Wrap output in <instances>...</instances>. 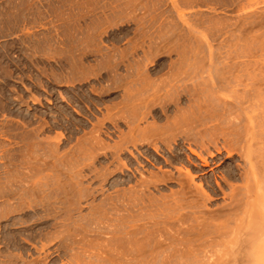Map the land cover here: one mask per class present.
Listing matches in <instances>:
<instances>
[{
	"label": "rangeland",
	"instance_id": "374dc122",
	"mask_svg": "<svg viewBox=\"0 0 264 264\" xmlns=\"http://www.w3.org/2000/svg\"><path fill=\"white\" fill-rule=\"evenodd\" d=\"M214 37L219 61L232 67L233 87L225 93L249 92L242 119L253 136L243 150L263 155L264 0H0V264H154L164 260L167 214L183 191L188 225L203 221L201 211L229 212L232 186L243 185L232 173L244 163L223 150L203 167L189 151L203 152L197 113L184 120L200 80L187 79V60L196 67L203 38ZM125 90L134 97L125 98ZM154 94L161 98L140 127L181 125L160 134L158 152L128 144L116 156L130 129L119 116ZM109 114L114 125L104 122ZM263 194L251 198L257 212L251 226L244 215L229 223L238 230L228 229L226 238L234 250L244 245L245 229L263 222Z\"/></svg>",
	"mask_w": 264,
	"mask_h": 264
},
{
	"label": "bare ground",
	"instance_id": "6f19581e",
	"mask_svg": "<svg viewBox=\"0 0 264 264\" xmlns=\"http://www.w3.org/2000/svg\"><path fill=\"white\" fill-rule=\"evenodd\" d=\"M214 38H216V39H214ZM214 38H212L213 41H210V38H209V40H208V38L207 39L203 38L204 40H202V46L199 48L200 52L197 53L198 56H197V58H195L196 61L194 60L196 62L195 64H197L196 67L194 66V62L191 61V59H192L191 57L188 58L187 64H186L187 71H186L185 74H186L187 79L192 78L193 75H197V77H199L200 80L198 81L197 89L195 90L197 92V93L195 92L196 95H198L197 96L198 100L196 102V106L191 104L192 105L191 106L192 111L190 110L189 114L186 115L184 120L192 121V119H194L192 117H195V115H196L195 113H197V119H198V122L200 123V126H201V129H200L201 131L199 132L200 133V136H199L200 137V143H201V146L203 148V150H202L203 152H199V153L196 150H194L193 148H191V147L189 148V151H190L191 154L197 156L201 160L203 167H209L211 165L210 158L212 160L215 159L217 157V155L222 154L223 150L227 153V155H228L227 157L228 158L236 159V157H237V159L242 161L244 163V165H243V167L238 165L237 171H234L232 173V175H233V177L241 180L243 185L242 186H232V196H231L232 200L231 201H233V202H230V203H233V204L230 205L231 208L229 207V209H230L229 212H227V213L219 212L221 210H224V209H221V208H220L221 210H219L217 212H213V211H215V210H213L212 214L208 213L209 211L206 212V211L199 210V211H201L202 217L204 219L202 218L203 221L200 219V223H197V222H199L198 218H200V217H198L196 219L197 222L195 223V225L193 223L191 225L187 224L188 219L191 217L192 213H190L189 211L187 212V209L184 208L185 207L184 205L186 204L185 203L186 201H183L184 205L181 204L182 200L183 199L185 200V197H186L187 193L184 194L185 191H183V194H181L182 196L181 197L179 196L180 198H177V197L175 198L174 197L175 199L173 200L172 197L177 194L176 193L175 195H172L175 192L174 191L171 194L172 197L170 198V199L173 200L174 206H172V208L169 207L171 209L168 208L169 209V212L167 214L168 218H167V220L165 219L166 220L165 223H166L168 231H167V233L164 231V233H166L165 238H164L165 239V241H164V243H165V245H164L165 247L164 248L165 249L163 251V252H165V254L163 256L164 260L162 258H159V259H162L163 261L160 262V260L158 259L159 261L155 263V260H156L155 259L154 262H153L154 264H264V219H263V222L261 223V225H259L257 227L247 228V229L243 228V230L244 229L246 230L245 231L246 239H245V242H243L244 245L240 244V247L238 249L234 250L233 248L235 246L234 247H231V246L229 247L230 241H228L226 239V238H228L227 237L228 235H229V237L231 236V232L232 231L230 232L228 229H231V227L229 226L230 225L229 223L233 220V217L234 218H235V216L241 217V216L244 215V217L246 218V221L248 220V224L251 226V224H253V221H254L253 219L255 218V216H257V214H256L257 212L255 210H253L255 207L253 208L254 204L251 203V198H252L253 195H255V193L261 194V192L262 193L264 192V154L262 155L260 153V154L254 156L252 154V152L246 151V149H245V151L243 150L244 148H246L245 147L246 143L253 136V133H251L247 129V127H245L246 125L243 124V119H242L244 117V115H246V107H244V105H245L246 102H248L250 100V97H248L249 96L248 95L249 92L248 93L244 92L238 98H237V96L234 97L232 95H229V94L225 93L229 89L231 90V87H233L232 83H233L234 79L231 77V73H232L231 72V70H232L231 68L232 67L226 62L222 63V62L219 61L220 58H221L220 57L221 54L219 55L218 51L215 50L214 45L212 44L218 38L217 37H214ZM227 39H228V37H227ZM226 42H227V40H226ZM218 62H220V63L218 64ZM232 63L234 64V62H232ZM144 72L140 71L139 74H141V75H143V74L146 75L147 74L146 78L149 77L148 76L149 72H147V73H144ZM145 75L141 76L140 78H142V77L145 78ZM194 78H195V76H194ZM107 89H109V88H107ZM126 89L129 90V88H126ZM125 92H127L126 93L127 95L124 94V95H126L125 98H127V97L130 98L131 96L134 97L133 93H131V91H126L125 90ZM134 95H136V97H139L137 94H134ZM192 96H194V95L190 94L187 97H192ZM129 98H127V99H129ZM160 98L157 97L156 94L151 95V97L149 96L148 98L146 97V99L145 98L144 99H142V98L140 99L139 98L140 99L139 100L140 103H138L136 105L133 103L134 104L133 107L135 106V109L133 107L132 108L135 110V112H133L131 114V112L134 111V110L129 111L130 112V114L128 113L129 116H124L125 113H123V112H125V111L121 112L123 114H121L119 116V119L122 120V121L123 120L126 121V123H129L130 127H129V125L127 127H129L130 129H129V133L124 135L122 137V140L120 139L121 140L120 141L121 144L118 143L119 144V145L117 144L118 147L115 146L116 147L115 148L116 152L114 150V152H115L114 154L115 155H116V153L118 154V151L120 152L122 149H125V148H122V147H126V145L128 146V144L129 145L132 144L131 146H137L138 144H140V145L141 144H143V145L144 144L154 145V151L158 152L157 146H155V144H153V143L158 140V138L161 136L160 134H162L164 131L168 132L169 129L171 131V129H174L175 127H177V125H181V124H179L180 121L179 122L177 121L178 123L177 122H175V123L172 122V123H170V125L169 124L167 125V123H166L164 126H159V125H157L156 123L153 122L149 126H146L145 128H141L140 127L139 123L142 122V120H145V118L147 116H149L150 113H152V110H150V109L155 107V106H157L158 101L160 100ZM179 100L180 99H178V101ZM175 101H176V103H178L177 100H175ZM166 105H167V103H161V105H160L161 106L160 108L162 109L161 116L162 115L163 116H167V112L169 110L168 109L169 107L166 106ZM129 108H131V107H129ZM142 109H144L145 112L142 111ZM122 110H124V109L122 108ZM179 111L181 113V110H179ZM184 111H185V109H184ZM182 115H184V114H181V116ZM177 119L178 118L176 117V120ZM179 119H180V117H179ZM105 120L113 121V125H114L115 117L113 118V116L109 114L107 117L104 118V122H105ZM168 122H170V121L168 120ZM102 124H104V123H102ZM260 126L263 128V130L261 131L260 134H261V137L264 138V119L260 122ZM176 131H177V129H176ZM180 131L181 130H179V132ZM173 132H174V130H173ZM179 132H177V133L179 134ZM199 133H198V135H199ZM167 135H168V133H167ZM198 135H196V136H198ZM254 135L257 137L256 134H254ZM259 135H258V137H260ZM179 136H180V134H179ZM98 137H99V135H98ZM186 137H187V135H186ZM172 138H170V139H172ZM100 140H102V139H100ZM163 140H161L162 143H163ZM172 140H171V142H172ZM220 140H222L225 143V145H226V146L223 145L224 146L223 148L222 147L221 148L218 147ZM102 141L101 142L96 141V142H98L97 144L100 145L98 151L100 150L101 152H102V149L105 148V147H103L104 145L102 144ZM86 142H88V141H86ZM166 142H168V141H165V144H166ZM92 143L94 144V142H92ZM94 145H96V144H94ZM209 147L210 148L214 147L215 151L214 152L210 151ZM110 149H111V147H110ZM129 154L131 155V157L133 156L135 158L133 152L130 151ZM123 164H124V166L127 167V164H125V163H123ZM127 169H128V167H127ZM185 172H186L187 177L190 180V182L194 183V179L195 178H194V175H193L192 171L190 169H186ZM165 176H166V174H165ZM168 177L169 178H167V177L165 179L163 178L164 181L162 180V182H166L167 180H169L171 178L169 175H168ZM150 178H152V177H150ZM172 179L174 181L173 177H172ZM178 179L175 182H177ZM188 179H187V182H188ZM183 181H182V183H183ZM122 182H123V180H122ZM159 182L160 181H158L157 184ZM185 182H186V180H185ZM185 182L183 184H181V185L184 186ZM187 184L188 183H186L185 186H188ZM189 184H191V183H189ZM183 186L181 188H184ZM198 186L202 189L201 193L204 192L202 195L208 194L205 191H203L204 187L202 186V184H201V186L197 185V187ZM189 188H191V187H189ZM139 189H140V187H139ZM184 189H186V187ZM178 193H180V192L178 191ZM190 193H191V191H190ZM190 193L188 192V194H190ZM197 193L199 194V192H197ZM200 196L201 195H199V197ZM263 196H264V194H263ZM206 197H207L206 199L210 200V196L209 195H207ZM197 198L198 197L195 198L196 201H197L196 204H198ZM199 200H201V197L199 198ZM136 204L137 203H135V205ZM170 204H172V203H170ZM193 204H195V202ZM250 204H252L253 206L251 205L252 206L251 207ZM163 205H165V203ZM167 205L168 204H166V206ZM188 205L189 204H187L186 206H188ZM191 205H192V203H191ZM261 205H263V203ZM196 207H197V205H196ZM198 207H201V206H198ZM186 208H188V207H186ZM190 208H191V206H190ZM256 208H257V206H256ZM194 209H196V208H194ZM259 209H260V207H259ZM150 210H152V209H150ZM226 210H228V209H226ZM124 211H126V210H124ZM257 211H258V209H257ZM161 212H163V211H161ZM197 212L198 211H196V213ZM258 212L262 213V211H258ZM199 213H197V214H199ZM149 215H151V214H149ZM158 215H159V213H158ZM258 215H259V213H258ZM261 215H263V213ZM149 217H146V218L149 219ZM126 219H128V218H126ZM143 219H145V218H143ZM151 223H153V222H151ZM156 223H158V222H156ZM162 224H163V222H162ZM249 225H248V227H249ZM157 226H156V228H157ZM150 227H151V225H150ZM131 229H132V227H131ZM138 229H139V227H138ZM142 229H141V231H142ZM160 229H161V227H160ZM232 229L234 230L233 232H235L236 228L233 227ZM162 230H164V229H162ZM162 230H161V232H162ZM148 231H150V229ZM148 231H146V232H148ZM236 231H237L236 233H238V230H236ZM155 232H157V231H155ZM228 232H230V234ZM139 234H140V232H139ZM121 235H123V234H121ZM144 236L145 235H143V237H142L143 240L145 239ZM148 236H150V234ZM236 237H238V236H236ZM126 238H128V237H126ZM150 238H152V237H150ZM138 239L140 240L139 237H138ZM156 239H157V237H156ZM162 239H163V237H162ZM153 240L155 242V238ZM123 241H125V240L123 239ZM128 241H129V239H128ZM132 242H133V240H132ZM151 242L152 241H150V243H148V244H151ZM233 243H235V242L233 241ZM125 244L126 243H124V245ZM127 244L129 245V243H127ZM142 244H143V242H142ZM161 244L159 243L158 247ZM145 245L146 244H144V246ZM149 246L150 245H148V249H149ZM126 248L127 247L125 246V250H126ZM139 248L141 250L140 246H139ZM139 248H138V250H139ZM154 249H156V247ZM127 251H128V249H127ZM141 251L143 252V249ZM141 251H139L138 253L143 255L141 253ZM151 251H149V254H150ZM159 252H160V250H159ZM129 253H131V252H129ZM132 253L134 254V251ZM143 253L145 254V252H143ZM146 253H147V251H146ZM135 254H137V253H135ZM158 254L159 253H157V255ZM155 255H156V253H154V256ZM133 256H135V255H133ZM145 256H147V254ZM150 257H151V255H150ZM150 257L148 256L147 258H150ZM158 257H161V256L158 255ZM127 258H129V257H127ZM137 258L138 257L136 256L135 260ZM120 259H122V257H120ZM123 259H125V258H123ZM141 261H143V259ZM144 261H147V260H144ZM151 261H153V260L151 259ZM126 263L127 262H125V264ZM134 263L138 264L139 262H137V263L134 262ZM145 264H147V263H145Z\"/></svg>",
	"mask_w": 264,
	"mask_h": 264
}]
</instances>
